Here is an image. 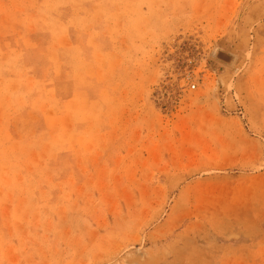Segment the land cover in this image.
Here are the masks:
<instances>
[{
    "label": "rangeland",
    "instance_id": "obj_1",
    "mask_svg": "<svg viewBox=\"0 0 264 264\" xmlns=\"http://www.w3.org/2000/svg\"><path fill=\"white\" fill-rule=\"evenodd\" d=\"M0 264H264V0H0Z\"/></svg>",
    "mask_w": 264,
    "mask_h": 264
},
{
    "label": "bare ground",
    "instance_id": "obj_2",
    "mask_svg": "<svg viewBox=\"0 0 264 264\" xmlns=\"http://www.w3.org/2000/svg\"><path fill=\"white\" fill-rule=\"evenodd\" d=\"M221 57L224 58V59L227 60V61H230V58H228L226 55H223V54H222V56L220 55V58H221Z\"/></svg>",
    "mask_w": 264,
    "mask_h": 264
},
{
    "label": "built area",
    "instance_id": "obj_3",
    "mask_svg": "<svg viewBox=\"0 0 264 264\" xmlns=\"http://www.w3.org/2000/svg\"><path fill=\"white\" fill-rule=\"evenodd\" d=\"M194 88H195V86H194Z\"/></svg>",
    "mask_w": 264,
    "mask_h": 264
}]
</instances>
